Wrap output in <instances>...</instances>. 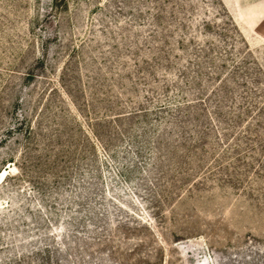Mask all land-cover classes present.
<instances>
[{
	"label": "rangeland",
	"instance_id": "1",
	"mask_svg": "<svg viewBox=\"0 0 264 264\" xmlns=\"http://www.w3.org/2000/svg\"><path fill=\"white\" fill-rule=\"evenodd\" d=\"M0 264H264V0H0Z\"/></svg>",
	"mask_w": 264,
	"mask_h": 264
}]
</instances>
